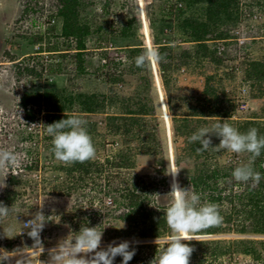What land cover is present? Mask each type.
<instances>
[{
	"label": "rangeland",
	"instance_id": "1",
	"mask_svg": "<svg viewBox=\"0 0 264 264\" xmlns=\"http://www.w3.org/2000/svg\"><path fill=\"white\" fill-rule=\"evenodd\" d=\"M21 1L0 0V108L2 109H0V125L4 129L3 136L8 137L7 139H3L5 137L0 138V142L3 141L0 149H6L5 142H8L10 147L14 146L15 150L19 152V145L23 143L20 153L27 151L36 167L32 168L25 176L18 175V177H23L26 180V185L21 188V191H23L21 203L23 204L22 208L24 213L18 215V219H14L9 215L7 218L0 220V240L8 247V251L21 248L17 253H12V255L23 254L27 256V264H41L42 261H47L48 250L55 247L57 242L62 238L67 237V239H71L75 235L74 232H78L81 226H99L98 230L103 231L101 247H105L114 240L117 243L123 240L133 241L131 238H120V230L127 228L130 223L128 219L124 220L118 217L122 212L115 211V217H110L108 214L110 209H113L115 205L113 196L108 194L107 179L111 171L124 172L131 176L137 174L149 176L150 178L147 179V182L157 181L158 183L157 189L150 196L153 206L158 211H163L171 202V197L167 194L171 190L170 184L172 178L166 174L171 169L178 168L175 163L173 150L176 139L172 132V114L170 113L165 96V89L161 77L162 71L159 64L149 65L152 76L149 73L141 75L143 81L150 79L147 77L151 76L152 82L157 87L158 95L156 96L155 93L152 98L157 104V114H151L145 118L146 120L136 124L134 131L130 135H127L124 131L120 133L111 132L109 131L107 115L121 113V111H118L115 104L111 105L107 103L111 92L106 77L108 71L113 72L117 69V61L125 56L123 46L126 47L130 44L129 41L123 38L119 42H115L112 39L106 38L107 34L105 33L100 36H90L87 42L88 50L84 54V61L89 69L88 73L80 74L77 71V57L72 53V50L70 52L68 51L67 56L64 57L58 52L44 53L45 55L39 58L45 65V71H43L41 76L37 77L34 74L35 72L30 76L26 74L20 75L19 70H23L22 73H27L26 67L28 66L36 67L38 70L42 66L37 62V58L29 59L28 56L13 62L8 61L4 58L6 51L23 56V54L34 52L35 45L37 44L41 45V48L43 47L42 50L57 49L50 46V42L47 39L46 42L34 44L36 35L34 37H23L16 34L19 31L16 25L17 21L23 15ZM242 1L246 4L253 0ZM84 2L86 5L85 8L81 9V12L94 24V28L103 23L105 27L112 28V26H115L116 29L120 30L128 19L135 18L137 24H139L135 28L137 39L144 43L146 47L157 48L158 45L154 43V36L148 18V6L155 4L157 11L160 9L164 10L165 6L167 8L173 6L177 0H85ZM56 3L57 0H34L31 6L36 7L37 10L29 11V20L24 24L25 28L23 30L31 33L38 28L41 34L45 33L49 39L48 32H46L43 26H37L35 28L32 25L35 19L38 21V15L40 16L41 13H44L46 16L50 15V11H54L56 8ZM204 7V4L199 5V12L203 13ZM191 9L189 6L183 9H176L174 5V13L176 15L183 13V17H189L191 15ZM257 9L259 7L252 8V20L241 21L239 27L233 30V33L236 35L235 38L220 39L226 45V51L223 52V55L218 52V45L221 44L218 42L219 40L211 39L208 41V45L212 49H215L216 54L219 57L221 56L225 62L221 65L207 62L205 69L208 73L219 75L229 80L230 83L228 84L229 88L227 93L236 92L237 98L240 99L237 101L236 109L230 118L222 119L215 117L213 119L216 120L210 119L211 121L217 122L221 119L228 120L227 122L229 124L239 125L241 121L254 118L255 116L264 121V96L252 97L249 94L250 86L247 83L244 84L242 78V67L244 68V61L246 59H264V44L262 39L264 37V30L260 26V24L264 23V15ZM246 15L249 16L250 13ZM177 18L178 16L175 17L174 26L171 28L167 27L161 32V42L171 38L173 45L176 47V51L179 48L193 49L194 41L190 36L181 35L183 29L180 22L182 20L181 18ZM60 28L61 26L58 25V34ZM226 28L230 29L229 26ZM239 37L247 38L244 44H239ZM254 37L258 39L254 41L259 42L253 44L251 48L250 44H252L251 41ZM104 49H107L108 56H103L102 52ZM109 59L111 62H109ZM104 60L109 63L107 67L102 66L103 63H106ZM59 63L63 69L57 71L56 69ZM180 64H176L177 66L172 69L173 75L180 77L177 82L172 83V95L179 97L176 100L180 99L177 101L178 105L183 103L181 98L186 97V92L200 95L204 83V77L189 74L188 66L183 65L182 67ZM123 65L121 64L120 67ZM137 78L136 76L128 75L124 82H120L119 89L124 91L133 90L137 85ZM189 84L192 85L190 87L191 89L186 87ZM25 89L30 93L44 94L39 104H31L32 102L30 100L32 113L37 114L35 121L38 123V126L33 131L23 127L19 119L21 114L18 112V105L20 104L21 95ZM46 92L49 93V97H45ZM80 92L88 94L101 93L99 104H105L106 106L105 110H98L93 113L82 111L77 104L73 108L75 115H79L88 121L86 127L96 148V156L90 160L92 163H103L107 158H114V155L124 148L129 141L130 143L128 145H131L133 148L137 149L141 147L145 141L142 138L146 137L149 132L156 135L152 143L156 146V151L150 153L142 151L137 153L135 166L131 169L114 168L106 165L99 180L95 175H91L90 173V178L87 176L86 179H88L86 182V179L81 180L80 177L83 175H79V172L74 171L73 174H69L67 171L62 170L60 168L61 166L68 167L71 165H65L54 158V155L50 151L52 137L46 134L44 126L49 125L47 119L52 106L56 103L61 104V100L64 101L66 97L77 95ZM239 95L246 97L241 98ZM243 104L245 106H242ZM68 110L71 111L72 108ZM94 125L95 128L93 127ZM5 127L13 133L12 136L9 137V133L5 131ZM102 140L105 143L101 142ZM183 140L182 137L179 138L178 143H182ZM222 153L219 160L223 164L233 163L237 167L250 163L247 153L234 154L225 150ZM162 158L167 162V167L165 168L158 166V161ZM201 165V158L194 157L184 161L181 168L192 170L201 167ZM91 168L93 169V167ZM10 176L9 174L5 180L6 185ZM93 176L96 181L101 183V186L100 184L96 186L92 178ZM3 178V174H0V186L3 185ZM178 181L180 183L179 177ZM5 188H0V198L4 194ZM110 200L113 203H109ZM40 207H43L42 211L46 216H49V222L41 233V239L45 249L42 254L40 252H34L31 248L33 241L27 236L26 232L19 234L23 228V222L26 219H31L32 214L39 210ZM9 225L14 228L12 235H17L12 239L3 238L2 236V228H6ZM236 229V226H234L231 231L219 234H201L197 235V238L226 239L227 241L252 238L256 240V247L264 257V234L241 233ZM167 237L159 238L158 242L163 243ZM155 240L145 239L141 240V242H154ZM163 247L164 243L161 248ZM150 254L153 253L149 251ZM155 255L153 254L146 264H149ZM215 264H264V258L263 260H258L249 253L235 250L232 254H227L216 260Z\"/></svg>",
	"mask_w": 264,
	"mask_h": 264
},
{
	"label": "trees",
	"instance_id": "2",
	"mask_svg": "<svg viewBox=\"0 0 264 264\" xmlns=\"http://www.w3.org/2000/svg\"><path fill=\"white\" fill-rule=\"evenodd\" d=\"M84 1L57 0L56 8L54 11H50V15L46 16L44 13H41L40 16L38 15V21L35 19L34 25L41 23L40 26H43L46 32H48L49 39L45 33L41 34L40 31L30 33L27 30L18 29L19 31L16 34L23 37H34L36 35L34 44L46 42L47 39L50 42V46L57 49H48L45 51L49 53L58 52L63 57L67 56L68 51L73 50L72 53L77 57L76 68L80 74L88 73L89 71L84 61V54L88 50L87 42L90 36H100L105 33L107 34L106 38L112 39L115 42H119L123 38L127 39L130 44L126 47L123 46L125 56L117 61V69L113 72L108 71L106 77L111 92L107 103L111 105L115 104L121 113L108 114L107 116L109 131L115 133L124 131L127 135H130L134 131L136 124L146 120L145 118L151 114H157L158 111L157 104L152 99L153 94L156 93L157 96L158 92L156 85L152 82L150 67L147 66L144 69L137 68L134 62L135 57L139 56L147 47L136 37L135 28L139 24H137L135 18L128 19L120 30L116 29L115 26H112V28L105 27L103 23L94 28V24L81 12V9L85 8L86 5ZM181 1L186 6L192 8L189 17H183V13L176 15L174 13V4L168 8L165 6L164 10L160 9L159 11H157L155 4H152L148 6L147 13L154 36V43L158 45L157 49L159 52L165 56V59L159 63V67L162 71L161 77L168 107L172 114V132L176 139L173 150L176 166L181 169L178 176L180 185L185 188L191 185L192 189L201 195L203 203H213L218 207L219 213L223 218L219 226L211 227L196 235L224 233L231 231L234 226L241 233L264 234V179H261L259 185L254 188L249 185L237 183L231 176L235 165L233 163L223 164L219 160L220 155L223 154V150L216 151L209 148L207 151L197 152V148L200 145L198 143L188 142V138L198 128L210 126L216 122L210 119L215 117L222 119L230 118L236 109L237 101L240 100L237 98L236 92L227 93L229 88L228 84L230 83L229 80L222 76L208 73L205 69L207 62L220 65L225 62L221 56L219 57L216 54V50L208 45V41L211 39L226 40L235 38L236 35L233 33V30L239 27L241 21L252 20L251 14L253 7H259L257 10H260V13L264 15V0H253L246 4L242 0ZM201 4L205 5L203 13L198 10ZM248 7L249 9L247 10ZM30 10L35 11L37 8L31 5L26 7V12ZM249 13L250 15L247 16L246 14ZM177 16V19L181 18L182 20L180 22L183 29L181 35H187L192 38L194 41L193 49L179 48L176 51V47L173 45L171 38L161 42V32L167 27L171 28L174 26L175 17ZM254 21L256 22L255 19ZM58 25L61 26L59 34ZM227 26L230 29H227ZM260 26L264 30V23L260 24ZM262 39L264 44V37ZM254 40L258 39L256 37L252 39V44H250L251 48L253 44L259 42ZM62 47L63 49H61ZM106 50L104 49L102 52L103 56H108ZM41 51L43 50L27 53L28 55L23 54V56L6 51L4 58L11 62L26 56L29 59L37 58V62L41 64L42 70L28 66L26 67L27 73H22L23 70H19V74L30 76L35 72L34 74L38 77L45 71L44 62L39 60L40 57L45 55ZM18 56L20 57L18 58ZM109 62H111L110 59ZM179 63H181L180 65L182 67L183 65L188 66L189 74L204 77L202 93L195 95L196 93L186 92V97L181 98L183 103L181 102L182 104L180 105L177 103L180 99L176 100L179 97L172 95V83L174 84L180 78L173 75L172 69ZM108 64L106 61L102 66L107 67ZM121 64H124V67H120ZM244 64V68L242 67V78L243 83H247L250 86L249 94L254 98L264 96V59H246ZM62 69L63 67L59 63L56 70L60 71ZM147 73L151 75L147 77L150 79L143 81L141 75ZM128 75L138 77L137 85L131 91L119 89L120 82H124ZM186 87L190 88L192 85L189 84ZM63 90L67 91L66 89ZM49 96V93L46 92L45 97ZM43 97V93H30L26 89L23 91L20 102L25 108L28 123L35 121L37 116V114L32 113L30 100L32 102L31 104H39ZM100 97L101 93L99 92L92 94L80 92L77 95L68 96L65 98L66 100H61V104L56 103L51 107L47 121L51 124L66 118V116L74 115L73 108L75 104L80 106L79 109L84 112L93 113L98 110L103 111L106 106L105 104H99ZM239 97L243 98L246 96L239 95ZM69 108H72V110H68ZM230 125L242 133L247 132L251 128H256L258 134L264 136V121L260 120L257 116L241 121L239 125ZM93 127L95 128V125ZM155 136V134L149 132L146 137L142 138L145 141L137 149L128 145L130 143L129 141L124 148L114 155V158H107L103 163L87 161L85 163H74L68 167L61 166L60 168L69 174H73L74 171L79 172V175H83L80 177L81 180H85L87 176L90 178V173L91 175H95L99 180L106 165L114 168L131 169L135 166L137 153L142 151L145 153L156 151V146L152 144ZM181 137L184 140L182 143H178V139ZM101 142L105 143L104 140ZM219 142L218 138L212 137L213 146L218 145ZM194 157L201 158V167L192 170L181 168L184 161ZM250 163L255 171L260 172L264 176V151H262L261 155L254 162ZM158 166L161 168L167 167L166 160L163 158L160 159ZM34 167L36 165L32 164L29 169L31 170ZM95 177L93 176L92 178L96 186L99 184L101 186V183L96 181ZM149 178V176L144 175L137 174L131 176L128 173L111 171L107 179L108 194L113 196L115 205L114 210L110 209L109 216L115 217V211H121L122 213L118 217L130 221L127 228L120 230V238L140 240L138 245H132L136 247L137 251L129 264H146L149 258L153 254H156L157 245L154 242H141V240L156 239L157 237L162 238L170 234V229L167 227L163 218L164 212L158 211L151 203L150 196L157 189L158 183L157 181L147 182ZM152 179L154 178L152 177ZM25 185L26 180L23 177L10 176L4 194L0 198V202H3L6 206L11 207L13 205V211L10 215L14 219H18V215L24 213L22 208L23 204L21 203V196L23 195L21 188ZM184 242L189 243L195 249L190 257V264H215L216 260L227 254H232L235 250L249 253L258 260H263L264 258L261 251L256 247V240L252 238L228 241L226 239H198V241L192 240L190 242ZM0 243L8 249L3 241L0 240ZM162 245L163 243L158 242L159 248ZM149 251L153 254L149 255ZM121 260L122 257L117 256L114 264H121Z\"/></svg>",
	"mask_w": 264,
	"mask_h": 264
},
{
	"label": "clouds",
	"instance_id": "3",
	"mask_svg": "<svg viewBox=\"0 0 264 264\" xmlns=\"http://www.w3.org/2000/svg\"><path fill=\"white\" fill-rule=\"evenodd\" d=\"M21 6L23 15L19 21L25 18L24 15L28 12L23 8L22 1ZM40 25L41 23L39 25L33 24L32 27H41ZM33 31L39 30L36 28ZM40 46L39 44L35 45L34 50H42ZM44 51L41 53H47ZM164 59L165 56L157 48L147 47L139 56L135 57L134 62L137 68L144 69L149 65L159 64ZM20 105H22L21 102ZM227 121L220 119L211 126L198 128L188 138V142L200 145L197 152H204L212 148L216 151L225 150L234 154L247 153L250 162H254L264 151V136L259 135L256 128H251L242 133ZM87 123L85 118L74 114L49 125H43L46 134L52 137L50 151L57 161L65 165H72L85 163L95 158L96 148L87 130ZM212 137L219 139L218 145L213 146ZM24 159V154L20 152L0 149V174H3L4 177L3 185L0 188L6 187L7 176L12 174L13 169L19 168ZM180 171L179 168H173L166 174L172 178L171 190L167 194L171 197V202L163 210V218L170 229V234L164 240L163 248L158 247L159 237L156 238L154 243L157 245V253L149 264H190V257L195 249L184 241H198L197 233L211 227H217L222 223L223 218L215 204L203 203L201 195L194 191L191 185L187 188L180 185L178 181ZM231 176L235 182L253 188L259 185L261 179H264L260 172L254 170L251 163L235 167ZM42 208L40 207L32 214L31 219L22 224L23 228L19 233L26 232L33 241L31 248L34 252L41 254L45 250L41 233L49 222V216L44 214ZM12 211L13 205L8 207L0 202V220L7 218ZM98 227L81 226L78 232H74L75 235L71 239L62 238L55 247L48 250V259L42 261L41 264H114L117 256L122 257L121 264H129L137 251L136 247L132 245H138L140 241L134 239L133 241L123 240L117 243L114 240L105 247H101L103 231L98 230ZM2 229L3 238L12 239L17 236L12 235L14 228L11 225ZM19 249L21 248L9 252L0 248V264H12L13 260H15V264H27V256L23 254L12 255V253H17Z\"/></svg>",
	"mask_w": 264,
	"mask_h": 264
},
{
	"label": "built area",
	"instance_id": "4",
	"mask_svg": "<svg viewBox=\"0 0 264 264\" xmlns=\"http://www.w3.org/2000/svg\"><path fill=\"white\" fill-rule=\"evenodd\" d=\"M34 0H22V5H23V8L24 9H26V7H28V6H30L31 4H32V2H33ZM176 5H175V8L176 9H183V8H185L186 7V5H185V3L183 2V1H181V0H177V2L175 3ZM185 5V6H184ZM29 11L27 12V13H25V18H23L21 21H19L16 25L18 26V28L17 29H23V28H25V23H27L28 22V20H29ZM26 28H28V27H26ZM246 39L247 38H245V37H239L238 38V41H239V44L240 45H242V44H244L245 43V41H246ZM223 41V40H222ZM222 41H218V42H220L221 44L220 45H218V52H219V54H221V55H223V52H225L226 50V45H225V43H222ZM104 61H106V60H104ZM242 106H245L244 104L242 105ZM18 107H19V113L21 114L20 115V117H19V119H20V122L22 123V125H23V127H25V128H27L28 130H30V131H33V130H35V128H36V126H38V123H37V121H33V122H27L28 120L26 119V111H25V108L22 106V105H18ZM1 109V108H0ZM2 110V109H1ZM16 117V116H15ZM5 131L7 132V133H9V137L10 136H12V132H10L9 130H7L6 129V127H5ZM3 132H4V129L2 128V126L0 125V138H3V137H5V138H3V139H7L8 137H6V136H3L4 134H3ZM7 135V134H6ZM2 139V140H3ZM1 140V139H0ZM1 144H3V141L2 142H0V145ZM5 146H6V149H9V150H14V151H16L15 150V147L13 146V147H10V144L7 142H5ZM20 149H19V152L21 151V147L23 146V143H21L20 145ZM22 154H24V156H25V159H24V161H23V163H22V165L19 167V168H16V169H13L12 170V174L10 173V175L11 176H18V175H23V176H25L27 173H29L31 170L29 169V167H30V165H32L33 164V159L31 158V157H29V154L27 153V151H24ZM36 175V174H35ZM109 203H113V201H111L110 200V202ZM27 220H29V219H26L24 222H26ZM0 248H3V249H6L7 250V248L3 245V244H1L0 243ZM12 264H15V260H13V262H12Z\"/></svg>",
	"mask_w": 264,
	"mask_h": 264
},
{
	"label": "water",
	"instance_id": "5",
	"mask_svg": "<svg viewBox=\"0 0 264 264\" xmlns=\"http://www.w3.org/2000/svg\"><path fill=\"white\" fill-rule=\"evenodd\" d=\"M145 1H147V0H145Z\"/></svg>",
	"mask_w": 264,
	"mask_h": 264
}]
</instances>
